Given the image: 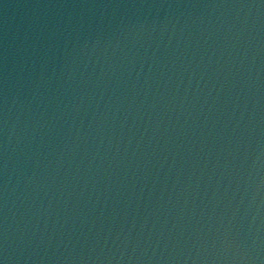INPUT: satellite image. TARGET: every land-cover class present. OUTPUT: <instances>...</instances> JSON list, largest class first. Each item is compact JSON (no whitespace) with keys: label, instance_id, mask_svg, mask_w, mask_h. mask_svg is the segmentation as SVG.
I'll list each match as a JSON object with an SVG mask.
<instances>
[{"label":"water","instance_id":"1","mask_svg":"<svg viewBox=\"0 0 264 264\" xmlns=\"http://www.w3.org/2000/svg\"><path fill=\"white\" fill-rule=\"evenodd\" d=\"M0 264H264V0H0Z\"/></svg>","mask_w":264,"mask_h":264}]
</instances>
